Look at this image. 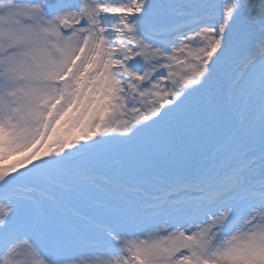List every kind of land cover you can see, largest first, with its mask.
Masks as SVG:
<instances>
[{
  "label": "snow or ice",
  "instance_id": "1",
  "mask_svg": "<svg viewBox=\"0 0 264 264\" xmlns=\"http://www.w3.org/2000/svg\"><path fill=\"white\" fill-rule=\"evenodd\" d=\"M0 264H264V0H0Z\"/></svg>",
  "mask_w": 264,
  "mask_h": 264
},
{
  "label": "rangeland",
  "instance_id": "2",
  "mask_svg": "<svg viewBox=\"0 0 264 264\" xmlns=\"http://www.w3.org/2000/svg\"><path fill=\"white\" fill-rule=\"evenodd\" d=\"M14 160H15V157H12L11 159L4 161L3 163H4L5 165H7V164H11L12 162H14Z\"/></svg>",
  "mask_w": 264,
  "mask_h": 264
}]
</instances>
